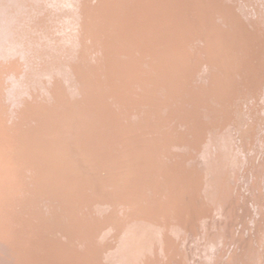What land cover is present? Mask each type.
Returning a JSON list of instances; mask_svg holds the SVG:
<instances>
[{"label": "rangeland", "instance_id": "1", "mask_svg": "<svg viewBox=\"0 0 264 264\" xmlns=\"http://www.w3.org/2000/svg\"><path fill=\"white\" fill-rule=\"evenodd\" d=\"M0 264H264V0H0Z\"/></svg>", "mask_w": 264, "mask_h": 264}]
</instances>
